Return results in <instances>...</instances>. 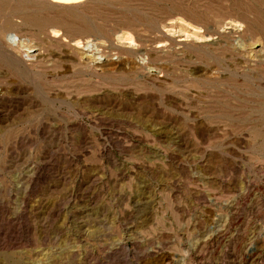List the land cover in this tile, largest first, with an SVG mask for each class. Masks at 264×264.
<instances>
[{
    "label": "rangeland",
    "instance_id": "1",
    "mask_svg": "<svg viewBox=\"0 0 264 264\" xmlns=\"http://www.w3.org/2000/svg\"><path fill=\"white\" fill-rule=\"evenodd\" d=\"M0 87V264H264V0H0Z\"/></svg>",
    "mask_w": 264,
    "mask_h": 264
},
{
    "label": "built area",
    "instance_id": "2",
    "mask_svg": "<svg viewBox=\"0 0 264 264\" xmlns=\"http://www.w3.org/2000/svg\"><path fill=\"white\" fill-rule=\"evenodd\" d=\"M3 96V91H2V89H1V87H0V98Z\"/></svg>",
    "mask_w": 264,
    "mask_h": 264
},
{
    "label": "bare ground",
    "instance_id": "3",
    "mask_svg": "<svg viewBox=\"0 0 264 264\" xmlns=\"http://www.w3.org/2000/svg\"><path fill=\"white\" fill-rule=\"evenodd\" d=\"M27 55V54H26Z\"/></svg>",
    "mask_w": 264,
    "mask_h": 264
}]
</instances>
